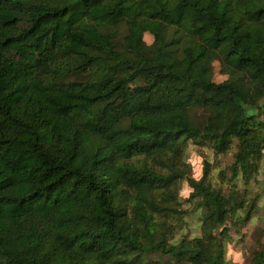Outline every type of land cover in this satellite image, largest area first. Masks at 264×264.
<instances>
[{"label":"trees","instance_id":"obj_1","mask_svg":"<svg viewBox=\"0 0 264 264\" xmlns=\"http://www.w3.org/2000/svg\"><path fill=\"white\" fill-rule=\"evenodd\" d=\"M263 164L264 0H0V264H228Z\"/></svg>","mask_w":264,"mask_h":264},{"label":"rangeland","instance_id":"obj_2","mask_svg":"<svg viewBox=\"0 0 264 264\" xmlns=\"http://www.w3.org/2000/svg\"><path fill=\"white\" fill-rule=\"evenodd\" d=\"M215 79L217 82L224 80L226 77L220 73L219 64H216ZM196 117L200 120L206 117L203 111H197ZM190 161L195 170L196 179H200L202 175V167L206 161L213 165V177L215 183L221 185L224 192L228 193L229 183L226 181L225 184L220 180V172H225L227 177L230 176L228 173L229 166L233 163L234 150L229 154L220 155L216 157L214 151L209 147L201 148L197 150H191ZM264 165V164H263ZM259 181L254 182L251 186L253 190V197L261 194L262 197L259 199L258 211L253 213L250 221H233L227 225L229 230V263L228 264H251L252 254L254 251L264 246V169L261 171L258 177ZM191 188L187 182L181 185V197L183 208L188 209L187 218L181 223L177 238L180 239L185 236L195 237L199 234L200 214L198 211H194V208L188 202L189 193ZM238 195L234 197V203L240 205L244 202V207L253 198L251 195H247L245 187L238 188ZM242 213V211H240ZM243 217V214H242Z\"/></svg>","mask_w":264,"mask_h":264}]
</instances>
